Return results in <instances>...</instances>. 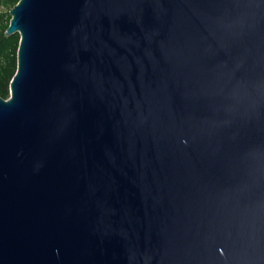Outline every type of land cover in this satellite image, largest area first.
I'll use <instances>...</instances> for the list:
<instances>
[{
	"label": "water",
	"instance_id": "obj_1",
	"mask_svg": "<svg viewBox=\"0 0 264 264\" xmlns=\"http://www.w3.org/2000/svg\"><path fill=\"white\" fill-rule=\"evenodd\" d=\"M10 15L0 264H264V0Z\"/></svg>",
	"mask_w": 264,
	"mask_h": 264
},
{
	"label": "trees",
	"instance_id": "obj_2",
	"mask_svg": "<svg viewBox=\"0 0 264 264\" xmlns=\"http://www.w3.org/2000/svg\"><path fill=\"white\" fill-rule=\"evenodd\" d=\"M19 0H0V96L8 99L10 83L18 65V33L6 36L5 32L11 20L10 10Z\"/></svg>",
	"mask_w": 264,
	"mask_h": 264
}]
</instances>
